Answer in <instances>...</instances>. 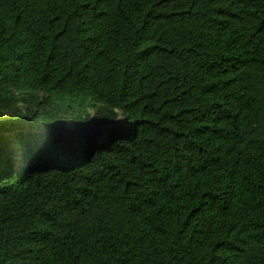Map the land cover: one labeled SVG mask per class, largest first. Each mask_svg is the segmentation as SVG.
<instances>
[{
    "label": "trees",
    "instance_id": "trees-1",
    "mask_svg": "<svg viewBox=\"0 0 264 264\" xmlns=\"http://www.w3.org/2000/svg\"><path fill=\"white\" fill-rule=\"evenodd\" d=\"M0 264H264V0H0Z\"/></svg>",
    "mask_w": 264,
    "mask_h": 264
},
{
    "label": "water",
    "instance_id": "water-1",
    "mask_svg": "<svg viewBox=\"0 0 264 264\" xmlns=\"http://www.w3.org/2000/svg\"><path fill=\"white\" fill-rule=\"evenodd\" d=\"M26 130V129H25ZM24 129L23 130H21V131H25ZM27 131V130H26Z\"/></svg>",
    "mask_w": 264,
    "mask_h": 264
}]
</instances>
